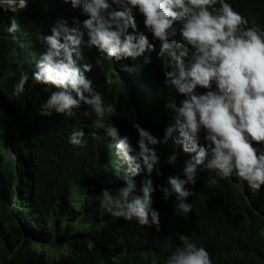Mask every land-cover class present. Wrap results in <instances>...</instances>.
Listing matches in <instances>:
<instances>
[{"label":"clouds","instance_id":"obj_1","mask_svg":"<svg viewBox=\"0 0 264 264\" xmlns=\"http://www.w3.org/2000/svg\"><path fill=\"white\" fill-rule=\"evenodd\" d=\"M28 3L29 0H0V9L16 13ZM63 3L79 9L85 18L73 17L72 26L65 18L57 19L49 33L37 34L32 48L24 47L30 66L21 72L14 95L20 97L28 83L49 95L39 109L40 116L62 114L74 121L82 113L94 117L96 126L116 140L115 154L127 164V169L123 174L114 173L123 186L102 189L97 209L100 213L135 221L140 226H155L160 231L162 215L160 209L153 207L157 188L163 193L162 200L175 194L176 214L187 218L193 205L187 202L192 192L186 185H195L202 170L225 179L235 176L253 193L264 186V30L250 25L248 18L235 10L229 0H63ZM5 31L9 34L18 31L15 19ZM148 34L151 41L159 42L158 51ZM36 43L44 50L34 59L29 51H41ZM83 46L95 48L110 62L142 58L147 64L152 62V53H156L164 85L182 97L179 103H165L173 115L163 128V145L170 139L190 154L183 162L182 176L178 173L167 177L168 186L153 185L152 173L162 175L160 156L153 147L161 144L158 131L152 130L144 110L128 108L129 113L122 114L115 104L105 101L86 73L93 77L94 72L105 82L118 71L100 66L84 53ZM106 72L111 73L107 78ZM124 75L126 84L139 93L134 100L142 101L140 96L156 93L157 72L150 66L129 65ZM131 116L137 119L132 121V128L138 134V150L129 135H121L115 125L105 124L113 117L123 121ZM6 117L11 125L10 114ZM202 133L205 143H201ZM18 134L22 135L18 140L23 141V154L28 157L31 135L25 128ZM84 137L82 128L74 130L68 143L83 148L87 143ZM177 155L173 152L166 163L175 165ZM141 174L138 187L135 177ZM108 183L115 181L109 179ZM176 237L182 247L170 253L166 264H213L204 246L183 233H176ZM23 243L20 241L17 249Z\"/></svg>","mask_w":264,"mask_h":264},{"label":"trees","instance_id":"obj_2","mask_svg":"<svg viewBox=\"0 0 264 264\" xmlns=\"http://www.w3.org/2000/svg\"><path fill=\"white\" fill-rule=\"evenodd\" d=\"M229 2L250 25L264 30V0ZM73 17L85 18L63 0H29L28 6L16 13L0 9V264H153V257L156 264H166L170 253L182 247L176 233L186 234L204 246L213 264H264V186L253 193L235 176L225 179L209 170L200 171L197 183L186 185L192 192L187 202L193 205L187 218L176 214L175 194L162 200L163 193L157 188L153 207L162 215L160 231L97 210L103 188L123 186L114 173L123 174L127 164L115 154L116 140L96 126L94 117L82 113L84 119L78 115L74 121L62 114L40 116L39 109L49 95L28 83L20 97L14 95L21 72L30 66L24 47L32 48L37 34L49 33L57 19L65 18L72 26ZM12 19L18 31L9 34L5 29ZM148 35L158 51L159 42L151 41ZM36 44L41 51H29L34 59L44 50ZM83 47L100 66L118 71L105 82L94 72L93 77L86 73L105 101L115 104L122 114L129 113L128 108L144 110L152 130L158 131L162 145L153 147L160 156L162 175L152 173L153 185L168 186L167 177L182 176L183 162L190 154L170 139L163 145V128L173 115L165 103H179L182 97L164 85L156 53L147 64L142 58L110 62L95 48ZM129 65L155 69L157 91L151 94L153 97L145 94L139 98L142 101L133 99L137 91L126 84L124 77ZM114 117L105 124L115 125L121 135H129L137 147L138 134L132 128L137 119L131 116L122 121ZM24 128L31 135L28 157L22 151L23 141L18 140L22 137L18 131ZM80 128L87 141L83 148L68 143L70 133ZM201 143H205L203 133ZM173 152L178 154L177 163L169 165L166 160ZM142 178L143 174L135 177L138 187ZM109 179L115 183L109 184ZM20 241L23 246L17 249Z\"/></svg>","mask_w":264,"mask_h":264},{"label":"rangeland","instance_id":"obj_3","mask_svg":"<svg viewBox=\"0 0 264 264\" xmlns=\"http://www.w3.org/2000/svg\"><path fill=\"white\" fill-rule=\"evenodd\" d=\"M110 74H111V73H107V72H106L105 77L107 78L108 76H110ZM29 147H30V146H29Z\"/></svg>","mask_w":264,"mask_h":264}]
</instances>
